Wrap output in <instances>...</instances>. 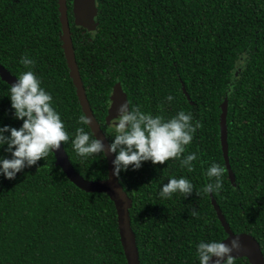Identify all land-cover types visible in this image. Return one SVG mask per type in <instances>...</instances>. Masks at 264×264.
Listing matches in <instances>:
<instances>
[{
    "label": "trees",
    "instance_id": "obj_1",
    "mask_svg": "<svg viewBox=\"0 0 264 264\" xmlns=\"http://www.w3.org/2000/svg\"><path fill=\"white\" fill-rule=\"evenodd\" d=\"M96 3V25L88 29L74 23L72 0H66L79 76L109 144L113 133L106 117L117 83L130 106L142 112L167 119L183 110L202 124L183 154H197L193 172L177 160L146 161L117 178L131 201L140 264H199L197 245L227 236L212 199L231 231L251 235L264 257V0ZM61 35L58 0H0V65L18 78L29 70L21 58L35 61L30 70L51 94L69 133L62 147L71 166L87 181L104 180L105 156L82 159L72 147L76 128L89 129L78 123L83 113ZM8 87L0 79V127L19 129L23 121L14 119ZM224 99L234 181L226 171L219 193L204 194L211 164L225 168L219 138ZM6 147H0V159L11 158ZM173 177L188 179L193 193L161 199L160 189ZM0 264H127L113 202L74 185L54 154L13 180L0 175ZM236 264L249 263L236 258Z\"/></svg>",
    "mask_w": 264,
    "mask_h": 264
},
{
    "label": "clouds",
    "instance_id": "obj_2",
    "mask_svg": "<svg viewBox=\"0 0 264 264\" xmlns=\"http://www.w3.org/2000/svg\"><path fill=\"white\" fill-rule=\"evenodd\" d=\"M20 64L29 70L22 72L15 83L8 87V96L14 110V119L23 123L19 129L0 127V147L6 145L5 151L11 155L10 159H0V175L7 180L15 179L25 168L53 155L70 139L60 114L52 105L51 94L41 86L40 78L30 70L35 67V61L24 56ZM166 99L171 102L174 97L169 95ZM78 123L87 126L89 131L85 127L76 128L72 139L75 153L82 159L104 156L105 153L115 154L112 175L116 178H119L122 171H127L129 166L135 171L146 161H151L153 165H164L169 160H177L180 167L188 172L195 170L193 162L198 159L197 154L183 156L194 133L202 127L200 121L193 123L191 113L181 110L166 119L163 115L154 116L142 112L140 107H132L125 101L117 107L116 117L109 123L113 138L107 148L102 140L94 138V133L90 130L91 118L81 115ZM225 172L223 166L211 164L206 171L209 183L201 192L219 193L223 187ZM193 190L194 186L188 179L173 177L162 186L159 197L171 199L173 194L179 193L186 198ZM191 215L199 218L196 210H191ZM241 247L238 236L228 243L201 241L196 247V255L199 264H236L232 253L239 252Z\"/></svg>",
    "mask_w": 264,
    "mask_h": 264
},
{
    "label": "water",
    "instance_id": "obj_3",
    "mask_svg": "<svg viewBox=\"0 0 264 264\" xmlns=\"http://www.w3.org/2000/svg\"><path fill=\"white\" fill-rule=\"evenodd\" d=\"M58 11L59 20L61 24V41L64 50L65 60L69 69L70 77L72 79L75 92L82 110L83 115L92 119V124L90 125V130L94 133L96 139H100L105 144L109 145L108 140L100 129L95 117L91 111L88 104L85 91L79 76L78 68L75 62V57L72 48L71 34L67 16V4L66 0H58ZM72 12L74 23L78 26L93 29L95 27V18L97 15V3L96 0H72ZM0 79L11 86L15 83L16 78L11 75L2 65H0ZM182 90L185 91L184 86ZM187 99L189 98L186 95ZM110 107L108 109V115L106 121L109 124L112 119L116 117V109L126 100V96L121 88V85L117 83L110 96ZM228 102L224 99L220 105V117H219V129H220V146L222 157L224 160V166L227 171L228 178L231 182L234 181V174L230 168L228 159V143H227V127H226V117H227ZM56 164L61 168L66 177L77 187L89 191V192H101L106 194L109 199L113 202L116 216H117V228L120 243L123 249V253L127 264H140L138 258V251L136 247V242L134 234L130 227V217L129 209L131 206V201L128 199L121 186L119 185L118 179L112 175L113 173V160L115 159L114 154L108 155L104 154L107 163V178L98 181H87L82 178L71 166L66 153L61 145L60 150L54 153ZM212 205L215 210L216 216L226 233V238L222 240L224 243H228L231 239L239 237L241 243V250L239 252H233L232 256L234 258H245L249 264H264V257L261 252L260 246L257 241L249 234L238 233L235 234L231 231L229 225L227 224L224 216L222 215L219 207L216 205L215 201L212 199Z\"/></svg>",
    "mask_w": 264,
    "mask_h": 264
}]
</instances>
